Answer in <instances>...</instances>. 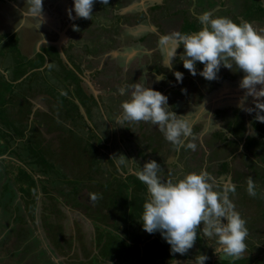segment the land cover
<instances>
[{
    "label": "rangeland",
    "instance_id": "rangeland-1",
    "mask_svg": "<svg viewBox=\"0 0 264 264\" xmlns=\"http://www.w3.org/2000/svg\"><path fill=\"white\" fill-rule=\"evenodd\" d=\"M8 7L0 9L1 19L9 10L17 18L19 13ZM263 9L264 0H109L107 5L96 0L92 19L70 20L59 11L65 18L54 22L57 33L65 31L66 44L44 45L32 71L26 74L21 67L10 81L0 78V264L15 263L18 253L8 250V244L16 249L20 243V248L25 243L34 249L20 253L24 264L32 256L49 264H196L201 254L208 257L205 264H264V150L248 143L255 144L257 137L262 141L264 123L255 120V112L241 110L243 95L226 105L229 101L219 92L223 86L213 85L228 73L230 88H237L244 73L234 71L233 76L221 68L218 78L208 81L199 75L203 64L197 62L195 77L183 67L182 45L176 59L169 56L174 34L199 31L197 17L205 11L237 23L238 17L251 19L261 23L255 28L264 34ZM22 11L21 17L34 21L27 8ZM127 12L135 15L133 21ZM168 36L165 45L152 47L153 40ZM131 46L137 50L127 58L123 50ZM48 50L60 53L68 74L53 66ZM137 54L141 56L135 59ZM138 61L152 72H143ZM176 71L183 73L182 83L176 81ZM156 75L165 78L157 81ZM138 81L166 95L169 110L184 116L192 129L185 144H195V151L182 147L170 160L159 149L165 138L157 126L116 123L121 103L130 99ZM244 107H254L252 97ZM219 119L227 135L214 131L208 136L210 123ZM260 145L264 148V142ZM119 155L128 158L125 164L117 163ZM151 160L161 165L158 175L165 182L207 171L217 190L235 186L230 199L248 229L241 258L216 254V238L203 237V225L185 255L173 254L159 231H144L141 217L148 193L135 173ZM249 177L254 197L247 192ZM77 245L80 250L73 251Z\"/></svg>",
    "mask_w": 264,
    "mask_h": 264
},
{
    "label": "clouds",
    "instance_id": "clouds-1",
    "mask_svg": "<svg viewBox=\"0 0 264 264\" xmlns=\"http://www.w3.org/2000/svg\"><path fill=\"white\" fill-rule=\"evenodd\" d=\"M95 3L96 0H74V9L67 10L69 19H92ZM100 3L107 5L109 0H100ZM43 5L44 0H26L25 8L37 20L43 17ZM197 19L201 25L199 31L174 34L169 56L176 59L177 49L182 45L183 53L179 59L183 67L195 77L197 62L203 64L199 75L208 81L218 78L222 66L230 70L233 66L238 68L244 73L239 87L245 90L238 106L249 114L255 112V120L264 123V34L248 21L237 23L226 16H214L211 11L203 12ZM73 28L79 30L76 25ZM174 75L177 82H183L182 72L176 71ZM164 78L163 75H156L157 81ZM131 88L130 99L121 103L122 111L116 120L118 125L126 122L151 123L159 128L165 140L176 150L182 147L196 150L195 144H185L192 129L184 116L169 110L166 95L139 81ZM182 91L186 92V89ZM121 92L123 94V90ZM249 96L253 98L254 107L245 108L244 103ZM127 159L119 155L117 163L123 165ZM160 170L161 165L151 160L135 173L148 193L141 217L144 231L149 234L159 231L171 246L173 254L185 255L194 247L203 225V237L207 240L216 238V254L241 258L247 250L248 229L246 220L236 211L230 199L229 194L235 193V186L228 184L217 190L214 178L207 171L191 172L176 182H165L158 175ZM247 192L250 196L256 195L252 177L247 180ZM92 199L95 201L97 197L94 195ZM195 260L196 264H205L208 257L201 254Z\"/></svg>",
    "mask_w": 264,
    "mask_h": 264
},
{
    "label": "crops",
    "instance_id": "crops-1",
    "mask_svg": "<svg viewBox=\"0 0 264 264\" xmlns=\"http://www.w3.org/2000/svg\"><path fill=\"white\" fill-rule=\"evenodd\" d=\"M3 5L9 6L8 8H11L12 10L15 9L19 13V16L16 18L14 17V15H12V12L10 10L4 11V13L6 14L4 15L3 19H1V14H0V78L1 79L4 78L10 81V79L14 78L17 75L16 73L20 71L19 69L21 67L24 68L25 73L27 74L29 71H32L30 70L32 67L35 68V66L38 65L36 61L33 59L37 56L38 53H41L40 49L44 45L51 44L54 46L58 43L59 47H61V45L63 46L66 44L65 42L66 39L64 37L65 35L62 36L59 32L57 33L56 30L58 29V25H56L54 21L53 23L51 22V25H49L50 18L52 17L51 14L43 12V17L41 18L38 17L37 21L39 23V27H38L39 31L38 30L35 31L34 26L32 27L33 29L27 30L28 26L26 25V23L28 24V22L26 17L28 16H25L24 18L21 17L20 14L23 12L22 11L23 8L20 6V0H0V9L3 8ZM25 26L27 27L26 30H25ZM41 27H43V29ZM144 28H146V26H144ZM30 30L32 31V34H30ZM51 31L56 32V34L54 33L51 34ZM57 34H58L57 39L52 38V36L56 37ZM47 36L48 37L50 36V38H48ZM170 38L171 37L169 36L168 38H164L163 42H166V40L169 41ZM28 41L30 42L28 43ZM83 41L84 39H82V42ZM49 56L50 58H52L51 62L54 67L60 66L61 67L60 70L66 71V73L68 74V70L66 66H64V64L61 61L62 58L59 52L54 51V54L53 55L49 54ZM42 58L44 64L45 62L44 57ZM71 59L74 61V63L76 62L75 64L80 65L78 59H75L74 57H71ZM39 61L42 62L40 59ZM62 66L65 68L64 70L62 69ZM69 78L71 80V77ZM221 91L219 92L221 95H223L225 91L223 90ZM225 100H227V98ZM235 100L236 99H234V101ZM237 102L232 101L231 105L233 103L236 104ZM227 104H230V102ZM20 244L16 245V249H10L9 247L10 244H8V250L18 253L17 259L14 260L15 261L14 264H24L20 255L21 252L23 253L26 252L27 250L28 252L34 250L33 248H30V246L33 244L24 243L22 247L23 249L18 247V245L20 246ZM72 249L73 251L78 249L80 250L78 245L74 246ZM47 261L45 259L43 260V257L36 259L35 256H32L28 259L29 263L26 264H34V263L49 264L47 263Z\"/></svg>",
    "mask_w": 264,
    "mask_h": 264
},
{
    "label": "flooded vegetation",
    "instance_id": "flooded-vegetation-1",
    "mask_svg": "<svg viewBox=\"0 0 264 264\" xmlns=\"http://www.w3.org/2000/svg\"><path fill=\"white\" fill-rule=\"evenodd\" d=\"M20 6L22 7V8H25L26 7V1L24 0H20ZM73 6H74V0H71L70 1V3H67V1L66 0H44V5H43V7H44V11L43 12H46V13H48V14H51L52 15V17L50 18V23H49V25H51V22L53 23V21H57L58 23L59 22H63V19L65 18L64 16H66L67 15V10L69 9V8H73ZM57 10V11H56ZM264 10V9H263ZM61 12L64 16H62V17H60L59 15H58V12ZM132 12V11H131ZM131 12H127V15H128V21H133V16H135L133 13H131ZM65 13V14H64ZM264 13V12H263ZM54 16V17H53ZM56 17V18H55ZM27 18V17H26ZM239 18V22H241V21H248V22H250L253 26H254V28L256 27V28H258V30H259V25H261V23H258V24H256V23H254V21L253 20H251V19H243V16H242V18L241 17H238ZM38 19V18H37ZM56 19H58V20H56ZM33 20L35 21V24H33L34 23V21H30V20H28L27 19V22L30 24V25H32V27L34 26V29H35V31H37V28H38V26H37V23H38V21L35 19V18H33ZM28 24V27H30V25ZM71 27V26H70ZM42 29H43V27H41ZM255 28V29H256ZM39 29V28H38ZM257 30V29H256ZM144 30H142V32H143ZM54 31H51V34L53 33ZM141 32V33H142ZM159 33V32H158ZM65 34V31L64 32H62L61 33V35L63 36ZM165 34L166 35H169V32L168 31H166L165 32ZM82 35V34H81ZM48 37V36H47ZM57 37H58V34L56 35V37H53L52 36V38H56L57 39ZM80 37V36H79ZM48 38H50V36L48 37ZM164 38L165 37H162V40H164ZM166 38H168V37H166ZM136 39V38H135ZM61 40H62V38H61ZM161 40V38L160 39H158L156 42L153 40L152 41V47H157L158 45L157 44H159V43H162L163 45H165V42H162V40ZM56 46H58L59 47V45H58V43L56 44ZM136 48L135 47H133V46H131L130 47V49L129 50H127L126 48H124V50L123 51H125L126 52V54H127V58H129V55H132V54H135V52H136ZM151 50V49H150ZM150 50H149V52H150ZM48 52L50 53V52H53V51H51V50H48ZM50 54H54V52L53 53H50ZM121 54H123V52H121ZM141 54L142 55H146L144 52H141ZM147 54H150V53H148L147 52ZM139 56H141L140 54H139ZM138 56V54L136 55V56H134V58L136 59V58H138L139 57ZM131 60H133V59H131ZM148 64H150V65H152L153 64V66L154 67H159L160 66V64L158 63V62H153V63H151L150 61H149V63ZM136 65L137 66H139L141 69H142V71L143 72H146V71H149L150 69H147V67L146 66H144L143 65V63H141L140 61H138L137 63H136ZM221 68H224L223 66L221 67ZM225 70H223L222 72H224V71H228L229 69H227V68H224ZM20 70V69H19ZM220 70H222V69H220ZM231 72H233V76H235V74H234V71L235 72H239V69L238 68H236L235 66H233V69L232 70H230ZM134 72V71H133ZM150 72H152V70H150ZM227 73V72H226ZM155 75V74H154ZM223 76V75H222ZM225 76V75H224ZM222 80V82H220V84H218L217 82L214 84L213 83V85H217V89L218 88H220V87H222L223 86V88L221 89V90H224V87H227L233 80L232 79H230V77H228V73H227V76H225V78L224 79H221ZM214 81V80H213ZM220 81V80H219ZM132 83V82H131ZM239 83L240 82H237L235 85H237V89H241L240 87H238L239 86ZM225 85V86H224ZM228 88V87H227ZM235 88H236V86H235ZM229 89V91H231V90H234V89H231L230 87L228 88ZM195 90H193L192 92H194ZM226 93H227V91H225V93L223 94V95H226ZM213 95H214V93H213ZM243 95H245V93L243 94ZM129 96H130V94H129ZM196 99V98H195ZM194 99V100H195ZM237 100H238V97L236 98ZM230 103L232 102V101H229ZM187 103V102H186ZM226 105H231V104H226ZM232 106V105H231ZM174 108H181V107H179V106H175ZM232 119V118H231ZM237 119V118H236ZM235 119V120H236ZM243 119H245V117H243ZM221 121H222V119H219V121L217 122H215V121H213V122H211L210 123V126H209V130H208V133H206L208 136H212L213 134V132L214 131H220V132H224V134L223 135H227V130L226 129H224L223 128V126L221 127L220 125H219V123H221ZM222 122H224V121H222ZM249 125V124H248ZM249 126H247V128H246V132L247 133H249L248 131H249V128H248ZM255 131V130H254ZM224 138H225V136H224ZM258 138V137H257ZM257 138H253L254 140H255V144H253V145H251L250 144V142L248 141V143H249V145H250V147H254V148H260L262 151L264 150V148L260 145L259 146V144L261 143V142H264V136H263V138H262V141L260 140V139H257ZM222 141V142H221ZM221 141H217V142H220V143H223V140L221 139ZM217 142H216V144H217ZM218 145V144H217ZM221 146H215V148H220ZM159 149H161L162 151V153H163V156L164 155H166L170 160H171V158H172V154H174L173 152H175V151H178V152H181L182 151V149L180 148L179 150H176L174 147H173V145L171 144V143H169L168 141H166V140H163L162 141V143L160 144V148ZM166 149H169L170 151L168 152V153H166L165 154V150ZM195 170V169H194ZM179 176V175H178Z\"/></svg>",
    "mask_w": 264,
    "mask_h": 264
},
{
    "label": "bare ground",
    "instance_id": "bare-ground-1",
    "mask_svg": "<svg viewBox=\"0 0 264 264\" xmlns=\"http://www.w3.org/2000/svg\"><path fill=\"white\" fill-rule=\"evenodd\" d=\"M65 35V34H64ZM63 35V36H64ZM61 43V42H60ZM225 86V85H224ZM231 85L229 84L227 87L229 88ZM225 87V91H227L226 95H223V97H225V99L227 98L228 101H233L234 99H236L239 96H242L245 93V90L243 89H237V88H231L234 90L229 91V89ZM222 92V91H221ZM244 96V95H243ZM221 100V99H220ZM237 100V99H236ZM235 100V101H236ZM73 164V163H72Z\"/></svg>",
    "mask_w": 264,
    "mask_h": 264
}]
</instances>
